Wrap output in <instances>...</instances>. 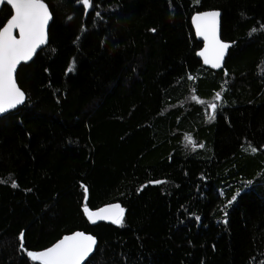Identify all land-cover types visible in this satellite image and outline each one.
<instances>
[{"label":"trees","instance_id":"obj_1","mask_svg":"<svg viewBox=\"0 0 264 264\" xmlns=\"http://www.w3.org/2000/svg\"><path fill=\"white\" fill-rule=\"evenodd\" d=\"M42 1L47 43L0 116V264L76 230L97 239L84 264H264V0ZM203 10L232 43L219 71L197 57ZM111 202L122 225L88 221Z\"/></svg>","mask_w":264,"mask_h":264},{"label":"snow or ice","instance_id":"obj_2","mask_svg":"<svg viewBox=\"0 0 264 264\" xmlns=\"http://www.w3.org/2000/svg\"><path fill=\"white\" fill-rule=\"evenodd\" d=\"M5 2L13 6L15 14L3 29H0V113L14 109L24 102L25 93L17 86L15 80L16 68L21 62L30 60L36 50L46 43V25L50 19L48 8L42 0H0V3ZM79 2L85 6L86 10L93 7L92 0H79ZM218 15V12H208L193 18L198 34L208 42L200 55L204 57V63L217 68L221 66L225 50L229 47L218 39L216 31ZM261 28H264V25H261ZM14 29L19 30V39L13 35ZM256 30L254 28L252 31ZM220 95L217 93L216 99H219ZM210 107L213 115L209 116V119H214L217 105L213 103ZM186 139L189 144L194 145L190 136ZM251 151L255 152L256 149L251 148ZM15 186L13 182V187ZM84 211L92 223L98 220H109L117 225L123 224L124 209L119 204L99 211H89L85 207ZM20 239L21 247H23V233ZM95 243L91 235L78 232L64 237L54 246L38 254L32 252L27 254L31 259L41 261L42 264H84L86 258L93 252Z\"/></svg>","mask_w":264,"mask_h":264},{"label":"water","instance_id":"obj_3","mask_svg":"<svg viewBox=\"0 0 264 264\" xmlns=\"http://www.w3.org/2000/svg\"><path fill=\"white\" fill-rule=\"evenodd\" d=\"M42 2L47 6V4H46L44 1H42ZM4 5H8L9 7H11V9H12V14H11V16L8 18V20L5 22V24L3 25V27H4V26L6 25V23L9 21V19L15 14V9L13 8V6H12L11 4H9V3H7V2H5V3H0V10H1V8H2ZM47 8H48V6H47ZM48 11H49V8H48ZM208 12H218V13H219L218 17H216V31H217V36H218V39H219V41H220L221 43H225V44H228V45H229V47L225 50V53H224L223 59H222V61H221V66L218 67V68H217V67H213L211 64H206V63H204V57L201 56L200 53H201L202 51L205 50L206 45H207L208 42L204 39L203 36H201V35L198 34V32H197V28H196V24H195L194 19H193V18H194L196 15H198V14H203V13H208ZM49 13H50V11H49ZM221 16H222V14H221V12H220L219 10H203V11L195 12V13L192 15V17H191V24H192V27H193V30H194L195 36H196L197 40L200 41V42L202 43L201 48H200L199 51L197 52V57H198V59L201 61V64H202L203 67L208 68V69H210V70H212V71H219V70L222 68V66L225 64V61H226L227 56H228V54H229V51H230V49H231V47H232V43H231L230 41H226V40H223V39L221 38ZM51 20H52V15H51V13H50V19L48 20L47 25H46V43H47V40H48V29H49V26H50ZM3 27H2L1 29H3ZM13 35H14L17 39H19V30H18V29H14V30H13ZM46 43H45V44H46ZM45 44H44V45H45ZM44 45H41V46L36 50V52L39 51L41 48H43ZM33 56H34V55H33ZM32 58H33V57H32ZM32 58H31V59H32ZM31 59L28 60V61H26V62H21L19 65H17L16 72H15V80H16V73H17V70H18L19 66H20L21 64L29 63V62L31 61ZM16 83H17V81H16ZM17 86L19 87L18 83H17ZM19 88H20V87H19ZM20 89H21V88H20ZM21 91L24 92L22 89H21ZM24 93H25V92H24ZM25 99H26V94H25ZM24 102H25V100H24ZM24 102H23L22 104H20V105H17V107L14 108V109H9V110H7V111H5V112H3V113H0V116H3V115H6V114H8V113H11V112H13V111H16L18 108H20V107L24 104ZM116 204H119V203H118V202H111V203L104 204V205H102V206H100V207H98V208H96V209H89V208H88V210H89V211H99V210L102 209V208L110 207V206H112V205H116ZM119 205H120V204H119ZM120 206H121V205H120ZM83 208H85V207H83ZM85 214H86V212H85ZM86 218L88 219V221H89L90 223H92V222L89 220L87 214H86ZM100 222H108V223H112V224H114L113 222H111V221H109V220H98V221H96L95 223H92V224H98V223H100ZM78 232H79V233L86 234V235H91V234H89V233H85V232H83V231L76 230V231H74V232H72V233H70V234L64 235L63 237H61L58 241H56V242H55L53 245H51L50 247H52V246H54L55 244H57V243H58L59 241H61L64 237H66V236H71V235L76 234V233H78ZM91 236H92V237L95 239V241H96L95 246H94V249H93V252H94V250H95L96 247H97V239L95 238V236H93V235H91ZM20 242H21V239H20ZM50 247H48V248H50ZM48 248L43 249V250H40V251L35 252V253L38 254V253H40L41 251L47 250ZM93 252H92V253H93ZM92 253H91L87 258H89V257L92 255ZM87 258H86V259H87ZM39 262H41V261H39ZM84 262H85V261H84Z\"/></svg>","mask_w":264,"mask_h":264}]
</instances>
